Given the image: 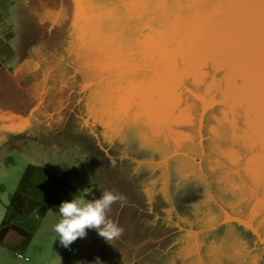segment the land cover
Wrapping results in <instances>:
<instances>
[{
    "label": "rangeland",
    "instance_id": "1",
    "mask_svg": "<svg viewBox=\"0 0 264 264\" xmlns=\"http://www.w3.org/2000/svg\"><path fill=\"white\" fill-rule=\"evenodd\" d=\"M74 1L72 12L78 10L85 17L95 14L92 9L97 0H88L92 7H86L85 0ZM101 5L99 10L104 8ZM113 10L107 7L104 11ZM21 13L18 20L7 19L10 25H16L7 40L13 55L7 50L0 58L1 70L15 77L19 72L27 73L33 61L27 49L33 21L26 17V9ZM71 27L63 45V63L59 70L50 65L54 76L47 84L49 121L45 119L48 107L40 108L32 114L31 130L0 142V219L12 197L20 202L26 197L33 209L36 201L29 199L35 197L38 184L45 183L49 188L33 211L38 229L31 245L17 251L20 257L13 264H94L96 257L102 264H238L237 259L243 257L233 253L237 235L224 227L216 228L220 209L209 179L199 173L194 186L185 188L180 181L189 161L173 157L169 149H160L155 142L149 144L145 131L132 126L131 112L123 128V124L109 121L110 97L114 98L111 86L124 76V68L119 66L121 57L112 58L114 62L106 70L86 61L92 55L86 42L94 40L82 38L73 32L75 26ZM123 35L120 41L109 40L108 47L120 44L125 51L128 34ZM123 56L127 60V54L123 52ZM55 74L66 80L68 99L54 110L59 119L53 123ZM132 132L135 142L130 138ZM105 190L125 198L113 204L108 213L123 229L122 235L109 243L89 229L85 238L65 248L52 230L60 219V204L76 198H99ZM246 260L244 264L253 263Z\"/></svg>",
    "mask_w": 264,
    "mask_h": 264
},
{
    "label": "bare ground",
    "instance_id": "2",
    "mask_svg": "<svg viewBox=\"0 0 264 264\" xmlns=\"http://www.w3.org/2000/svg\"><path fill=\"white\" fill-rule=\"evenodd\" d=\"M72 9L73 0H35L27 3L26 17L33 21V27L27 35L29 39L27 49L33 61L27 73L23 71L17 74V81L6 76L0 80V122L6 129L26 132L30 129L32 114L40 108L48 107L47 111L45 109L47 113L45 119L49 121L51 103L47 101L49 93L47 84L54 76L51 74L50 65H54L55 69L59 70L63 63L66 56L63 45H66L65 39L71 33V25L75 26L73 32L80 33L82 38L90 37L89 40H94V42H86V46L90 44L88 49L92 54L86 61H91L98 68L108 69L114 62L112 58H117L119 53L123 55L124 45L108 47L109 39L117 42L124 37L123 33L113 35L116 32L114 24H105V21L95 22L94 18H86L84 13L78 10L72 12ZM135 10L138 11L137 8ZM132 14L131 10L128 15ZM174 24L178 25L176 21ZM181 27H178V30L183 33L184 29ZM172 33L171 30L167 34L159 31L148 42L142 43V47L139 48L142 58L165 57L167 55L165 48L169 46L166 40L174 42L170 45L171 47H181L184 42L181 38L184 36L179 35L177 39ZM116 35L118 38L115 37ZM232 36L234 39L231 42L237 38L235 34ZM125 53L128 54L129 50ZM82 56L85 58L84 54ZM129 56L133 58L132 55ZM121 58L126 60L124 56ZM258 58L264 59L263 47H260ZM261 63L264 69L263 60ZM58 75L55 74L56 91L53 97V103L57 105L52 106L51 109L54 114V118L51 117L53 123L59 119L54 110L56 111L58 105L65 104L68 99L65 97L68 96L66 80L63 76L59 78ZM128 77L121 76L120 80L117 79L111 86L115 95L113 94V99L110 97L109 121L115 125L123 124V128L129 120L127 115L131 112L132 126L138 125L141 131H145L149 144L155 142L160 149H169L173 157H183L187 162L189 161L190 164L183 168V178L180 181L185 188L193 185L199 173L207 177L213 198L220 209V221L216 224V228L238 222L256 234L251 236L249 233L250 240L246 242L239 240L235 243L233 253L246 255L237 259L238 264H244L246 259H250L252 264H264V138L262 133L259 131L257 134L252 128L251 120H247L244 116L247 122L244 121L243 129L237 134L236 125H231L227 129L220 128L219 131H214L213 127H210L208 144L204 146L201 143L203 133L201 119L196 123L177 125L179 122L176 117H173L174 113H171L167 94L169 88L166 84L154 81L146 86L138 87L131 82L128 83ZM3 79H5L4 82ZM86 86L89 84L86 83ZM72 100L74 101L73 98ZM172 101H174L173 98ZM202 102L203 107L209 105L206 101ZM181 128L184 132L180 131ZM251 244H255V249L250 251Z\"/></svg>",
    "mask_w": 264,
    "mask_h": 264
},
{
    "label": "water",
    "instance_id": "3",
    "mask_svg": "<svg viewBox=\"0 0 264 264\" xmlns=\"http://www.w3.org/2000/svg\"><path fill=\"white\" fill-rule=\"evenodd\" d=\"M85 3L86 7H92L88 0ZM101 4L104 8L99 10ZM101 4L95 2L92 9L95 14L86 17L94 18L95 22L111 20L116 31L113 35L128 34V48L124 54L129 50L127 59L132 60L120 59L124 77L129 76L128 83L138 87L154 81L166 84L171 113L179 122L177 125L201 119V143L206 146L210 127L219 131L236 125L237 134L243 129L244 121L247 122L245 116L251 120L254 131L257 134L260 131L264 138V69L261 63L264 59L258 58L260 47L264 48V4L260 0H200L197 3L184 0L135 5L137 10H145L142 14L136 12L134 5L112 0ZM107 7L115 9L107 14L108 11H104ZM125 8L131 9L133 14H125ZM170 30L177 39L179 35L184 36L181 47H171L174 42L166 40L169 46L165 48V57L142 58L139 52L142 43L159 31L167 34ZM233 34L237 38L231 42ZM202 101L209 105L203 107ZM180 131L184 132L182 128Z\"/></svg>",
    "mask_w": 264,
    "mask_h": 264
},
{
    "label": "crops",
    "instance_id": "4",
    "mask_svg": "<svg viewBox=\"0 0 264 264\" xmlns=\"http://www.w3.org/2000/svg\"><path fill=\"white\" fill-rule=\"evenodd\" d=\"M33 1L35 0H0V58L1 56L5 57L7 53L6 51L12 47L7 40L10 39L8 37H11V35L14 34V28L16 27V25H10V23L7 22V19L13 17L15 20H18V18L22 16L21 12L27 8V3ZM10 54L13 55V52L11 53L10 51ZM4 76L17 81V77L4 73L0 68V80ZM4 80L5 79H3V82ZM4 126L5 125L0 122V142H4L7 139V136L18 137V134L25 132L11 131ZM47 189L49 188H45V183L43 185L38 184L35 197L28 198L29 201H36L35 205H33V207L35 206L36 208L34 207L32 209L30 203L27 205L26 197L25 202H20L17 199L15 200V197H12L9 205H4L6 213L4 218L0 219V264H13V261L20 257V254L17 251L25 250L31 245L35 235L34 233H36V230L38 229V223H36L37 220H33L32 218L33 211L37 209L39 205L38 201L42 198L41 196H45L44 193L49 192ZM46 210L47 208L45 211ZM10 212L12 213L10 214ZM224 228L228 229L232 235H237L235 242L239 240H245L246 242L251 239L250 237L252 234L250 231L238 223H230L229 225L224 226ZM249 233L251 236L248 235ZM252 249L255 248L254 245L251 244L250 251ZM241 256L246 257V255Z\"/></svg>",
    "mask_w": 264,
    "mask_h": 264
},
{
    "label": "clouds",
    "instance_id": "5",
    "mask_svg": "<svg viewBox=\"0 0 264 264\" xmlns=\"http://www.w3.org/2000/svg\"><path fill=\"white\" fill-rule=\"evenodd\" d=\"M123 195L105 190L99 198L85 200L84 198L64 201L59 206V217L52 230L57 234L58 240L65 248L73 242L86 237V230L93 229L107 242L118 239L123 229L119 227L108 213L111 206L124 201ZM94 264H102L99 257Z\"/></svg>",
    "mask_w": 264,
    "mask_h": 264
},
{
    "label": "snow or ice",
    "instance_id": "6",
    "mask_svg": "<svg viewBox=\"0 0 264 264\" xmlns=\"http://www.w3.org/2000/svg\"><path fill=\"white\" fill-rule=\"evenodd\" d=\"M98 3H107L109 0H97ZM112 2H120L125 5H151V4H160V3H180L184 2V0H112ZM192 3L200 2V0H190ZM219 2H223V0H219ZM230 2H242V0H230ZM262 4H264V0H260ZM124 13L127 14L131 11L129 8H125ZM138 11H145L144 9H138ZM103 27V26H102ZM130 138L133 142L136 140L135 133L132 132L130 134Z\"/></svg>",
    "mask_w": 264,
    "mask_h": 264
}]
</instances>
